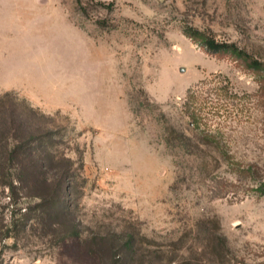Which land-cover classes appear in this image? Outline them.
I'll return each instance as SVG.
<instances>
[{"label":"rangeland","instance_id":"374dc122","mask_svg":"<svg viewBox=\"0 0 264 264\" xmlns=\"http://www.w3.org/2000/svg\"><path fill=\"white\" fill-rule=\"evenodd\" d=\"M188 26L264 60V0H0V158L22 144L32 177L70 170L45 194L1 168L0 264H264L261 78ZM215 74L238 103L218 144L171 151Z\"/></svg>","mask_w":264,"mask_h":264},{"label":"trees","instance_id":"16d2710c","mask_svg":"<svg viewBox=\"0 0 264 264\" xmlns=\"http://www.w3.org/2000/svg\"><path fill=\"white\" fill-rule=\"evenodd\" d=\"M184 34L194 42L205 47L209 53L230 55L236 60H240L246 67L257 72L261 78L260 91H264V60L254 57L246 49L239 47L235 43L219 42L215 38L192 26L186 27ZM230 86V80L228 77L221 74H215L212 75L211 79L203 80L187 91L183 104V112L189 119V126L191 128L190 130L195 131L202 128V136L198 138L199 135L197 133L194 135L193 131L189 130V133L186 135L180 133L179 139L174 137L173 133L177 132L172 128L171 133H169V135L166 137L167 146L171 151L177 152L178 150H181L187 145V142L190 144L195 142V145L198 148L201 145L212 147L218 144L216 141L218 125L214 126L217 124L215 123V120L221 118V116H224V112H222L223 110L226 112L229 110L228 104L233 105V111L234 108H237L238 106V103L231 104L228 101V99H231L232 92ZM234 98H237V95L234 94ZM214 100L216 101L213 102ZM224 100H226V102H224ZM221 102L224 103L221 104ZM224 107L227 108L224 109ZM32 112L38 111L33 109ZM22 148H24L23 145L19 144L10 151L8 158H0L1 173L4 171L3 169L4 166L7 165V162L8 164L17 166L15 167L17 173H10L9 186L14 187V184L18 183L21 186L23 185L27 190H36L38 193L45 192V194H47L46 192L52 188H55L56 191L62 194L68 190L67 178L70 176V170L68 169L69 167H66L64 172L57 175V177L52 179V181H50V178L47 177L46 174H44V176L41 178L32 177L27 170L28 165L25 159L18 156V154L22 151ZM173 157L175 160H178L176 154H173ZM15 162L17 164H15ZM58 204V202H55L52 206V210L57 208L56 210L63 211V214L69 210V208L66 206H64L63 209H58ZM38 208L39 210L44 211L46 210V205L41 203ZM77 226L78 225H75V229L72 227L73 235L77 234Z\"/></svg>","mask_w":264,"mask_h":264}]
</instances>
